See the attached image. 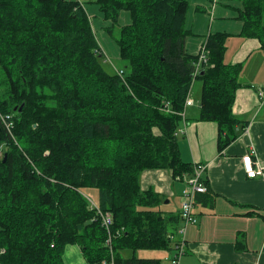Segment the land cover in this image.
<instances>
[{"label": "trees", "instance_id": "obj_1", "mask_svg": "<svg viewBox=\"0 0 264 264\" xmlns=\"http://www.w3.org/2000/svg\"><path fill=\"white\" fill-rule=\"evenodd\" d=\"M221 1L241 3L239 36L264 40V0ZM88 2L111 21L110 34L129 14L115 39L122 78L102 64L81 0H0V114L11 121L9 132L0 122V264H64L69 246L86 264H110L87 189L111 216L114 264H162L134 254L169 251L179 214L140 179L146 170L192 172L174 135L191 85L201 86L191 120L216 124L218 153L246 130L232 113L241 66L224 62L227 34L206 36L208 64L193 75L187 0Z\"/></svg>", "mask_w": 264, "mask_h": 264}, {"label": "crops", "instance_id": "obj_2", "mask_svg": "<svg viewBox=\"0 0 264 264\" xmlns=\"http://www.w3.org/2000/svg\"><path fill=\"white\" fill-rule=\"evenodd\" d=\"M239 33L234 36L238 40L242 38L240 43L228 59L225 50L224 62L241 66L237 79L240 88L235 94L232 113L238 121L247 123L246 130L218 153L216 124L191 120L197 113L200 83L191 94L195 105L186 112L189 121L183 142L178 144L180 157L191 166H205L203 178L208 191L195 200L197 223L186 229L185 254L180 264H264V184L260 179L245 177L241 168V157L252 151L253 158L264 164V104L258 94L259 89L264 90V40L247 39ZM199 51L187 53L196 56ZM176 184H179L178 193ZM140 186L144 191L152 189L166 200V211L179 214L184 183L176 181L170 171L146 170L141 175Z\"/></svg>", "mask_w": 264, "mask_h": 264}, {"label": "rangeland", "instance_id": "obj_3", "mask_svg": "<svg viewBox=\"0 0 264 264\" xmlns=\"http://www.w3.org/2000/svg\"><path fill=\"white\" fill-rule=\"evenodd\" d=\"M89 0H81L84 2L82 7L87 14L88 20L94 37L98 46L101 49L102 56L101 62L106 69L113 73L112 65L120 70L124 68V63L119 56V51L115 39L118 36L119 28L127 25L130 22L129 14L126 11L119 13L117 25L113 27V34L108 32V29L112 27L110 20H105L99 7L95 4L89 3ZM188 11L186 14L184 29L190 34L186 38V50L191 54H196L202 47L206 36L213 35L215 33H225L228 35L226 41V57L228 59L232 50L235 49L240 43L234 34H238L241 29V23L239 20L234 19L236 17V10L232 7L241 8L242 5L239 1L229 2H217L212 0H187ZM236 32V33H235ZM112 65H111V64ZM199 83L194 82L192 84L193 93L198 89ZM0 90H5V85L0 83ZM194 99V97H193ZM195 100V99H194ZM181 131L186 134V131L182 128ZM181 133L177 135V143L183 142ZM186 138V137H185ZM183 176V175H182ZM182 176L174 178L176 181L182 180ZM178 186L176 184V190L178 193ZM87 198L95 201L97 193L95 190H85ZM166 201V200H165ZM96 202V201H95ZM181 225V222H180ZM171 251H153V250H138L134 256L141 259H160L161 262L165 257L169 256ZM110 259H112L111 251L109 250ZM123 257H131L132 252L126 251L122 253ZM64 264H86L79 249L76 246H69L66 248L63 254Z\"/></svg>", "mask_w": 264, "mask_h": 264}, {"label": "built area", "instance_id": "obj_4", "mask_svg": "<svg viewBox=\"0 0 264 264\" xmlns=\"http://www.w3.org/2000/svg\"><path fill=\"white\" fill-rule=\"evenodd\" d=\"M196 56H197L196 60L193 64L194 76H196L199 73V71L203 70V67H206L208 64V55L204 47H201L199 53ZM114 73L120 78H122L124 74L122 70H118V69H114ZM258 92H259L258 93L259 97H261L262 99L261 103L264 104V90L259 89ZM191 94H192V85L185 99L183 110L177 114L181 118L182 125L181 128H179V130L175 132L174 135L176 137L178 133L184 134L181 131V129L182 128L185 129L186 127L185 119H186L187 109L195 105V101L192 99ZM167 106L168 104L166 103L165 106L162 108V110L168 113H173L169 110ZM0 122L4 127V129H6L9 132L11 127V121L9 117L0 114ZM253 156H254V152L252 151L250 153H246L241 157L242 171L244 172L245 176L248 179H260L264 184V164H262L257 159H254ZM192 167H193L192 172L183 175L182 180H180L183 181L184 183V187L181 191V196H180L179 218L181 225L177 229L176 234L174 236H171L170 239L171 245L169 251H171L172 253L164 258L162 264H180L181 257L185 254L186 229L188 226H192L197 223V217L194 213L195 200L198 195L205 194L208 190V184L203 178L205 166L202 164H195ZM85 198L88 201L90 208L93 209L101 219L102 226L104 227V229L108 234L107 246L112 254L111 234H110V228L112 224L111 216L108 213H104L100 211L96 202L88 199L87 195L85 196ZM110 264H114L113 259H110Z\"/></svg>", "mask_w": 264, "mask_h": 264}, {"label": "water", "instance_id": "obj_5", "mask_svg": "<svg viewBox=\"0 0 264 264\" xmlns=\"http://www.w3.org/2000/svg\"><path fill=\"white\" fill-rule=\"evenodd\" d=\"M201 72H203L202 70H201ZM23 106V105H22ZM22 106L19 108V112L22 110ZM240 131H241V126H239L237 129H236V135H240ZM4 158H5V156H4ZM165 203H167V201H165Z\"/></svg>", "mask_w": 264, "mask_h": 264}, {"label": "bare ground", "instance_id": "obj_6", "mask_svg": "<svg viewBox=\"0 0 264 264\" xmlns=\"http://www.w3.org/2000/svg\"><path fill=\"white\" fill-rule=\"evenodd\" d=\"M6 158V157H5ZM246 177V176H245ZM253 180V179H252ZM255 180V179H254ZM111 234V233H110ZM116 235V234H115ZM112 241V240H111Z\"/></svg>", "mask_w": 264, "mask_h": 264}]
</instances>
